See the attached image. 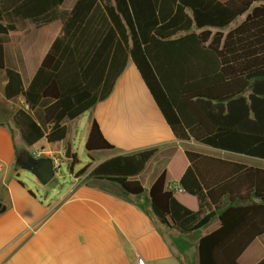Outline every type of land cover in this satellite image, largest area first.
I'll list each match as a JSON object with an SVG mask.
<instances>
[{
  "label": "trees",
  "instance_id": "trees-1",
  "mask_svg": "<svg viewBox=\"0 0 264 264\" xmlns=\"http://www.w3.org/2000/svg\"><path fill=\"white\" fill-rule=\"evenodd\" d=\"M64 1L0 0V35L17 30L7 19L63 24L28 88L6 67L0 38L6 96L22 95L28 105L16 115L28 146L43 137L65 141L67 123L108 98L131 60L178 139L264 160V0H77L62 11ZM39 107L43 124L31 115ZM85 147L91 162L83 171L94 154L115 149L96 119ZM158 150L113 156L89 177L140 195L145 188L136 177ZM184 155L190 165L178 182L168 184L164 172L150 187L152 211L182 234L218 218L219 227L199 239V264H238L264 234V168ZM67 161L73 167L78 158ZM177 188L195 197L198 209L182 203Z\"/></svg>",
  "mask_w": 264,
  "mask_h": 264
},
{
  "label": "crops",
  "instance_id": "crops-1",
  "mask_svg": "<svg viewBox=\"0 0 264 264\" xmlns=\"http://www.w3.org/2000/svg\"><path fill=\"white\" fill-rule=\"evenodd\" d=\"M76 1L64 8L65 0L60 10L70 11ZM7 22L15 24L17 30L0 35L5 40V64L20 72L28 88L63 24L60 19L46 24L29 19ZM7 82L6 71L0 68V202L6 206L0 213V264H135L139 256L149 264H186L182 254L198 252L200 237L218 228L220 222L215 218L199 231L182 234L155 217L150 187L164 172L168 184L178 182L190 165L184 155L187 150L258 166L222 152L242 154L193 139H178L131 60L110 96L68 122V137L60 142L43 137L31 146L26 144L16 115L20 109L27 111L28 105L22 95L14 99L6 96ZM87 113L88 132L96 119L105 137L115 145L113 151L98 152L101 157L91 168L116 155L159 148L136 177L144 193L128 194L115 182L90 178V171L73 175L69 184L58 180L42 184L25 169L26 160L37 158L34 152L38 150L44 152L42 156L63 157V145H73L74 127ZM31 115L43 124V107L31 111ZM176 194L182 203L198 209L195 197L181 188ZM200 232L199 238L190 240ZM263 258L264 234L248 246L238 264H257Z\"/></svg>",
  "mask_w": 264,
  "mask_h": 264
},
{
  "label": "rangeland",
  "instance_id": "rangeland-1",
  "mask_svg": "<svg viewBox=\"0 0 264 264\" xmlns=\"http://www.w3.org/2000/svg\"><path fill=\"white\" fill-rule=\"evenodd\" d=\"M74 0H66L63 7L69 8ZM244 17H242L243 19ZM240 19V20H242ZM90 113V112H89ZM89 113L87 115L83 116L80 120V122L75 126L74 128V141H73V148L74 153L76 154L78 158V162L74 164L73 167L69 165V162H67L68 159L64 156V159L62 157V166L58 172V176L54 177L52 180H58L60 183L63 184H69L70 181L73 179V175H85L91 170V167L87 171H83V169L91 162V159L88 156V152L86 150V140L88 136V128H87V118ZM67 143L63 145L64 151L66 150ZM225 155H234L235 157H240V160H250L251 163L258 166L264 167V160L253 158L249 156L244 155H238V154H230L227 152H222ZM65 155V154H64ZM101 157V153L94 154V163H96V160ZM51 180V181H52ZM214 223V222H213ZM213 223L211 226H213ZM201 235L200 233H195L193 238L190 240H196ZM183 260L186 264H199L198 261V252L194 251L192 253H184L182 254Z\"/></svg>",
  "mask_w": 264,
  "mask_h": 264
},
{
  "label": "water",
  "instance_id": "water-1",
  "mask_svg": "<svg viewBox=\"0 0 264 264\" xmlns=\"http://www.w3.org/2000/svg\"><path fill=\"white\" fill-rule=\"evenodd\" d=\"M66 159L73 158V145L67 143L65 150ZM25 169L30 171L42 184H47L55 177L54 159L52 157H37L31 156L25 162ZM6 210V206L0 202V213Z\"/></svg>",
  "mask_w": 264,
  "mask_h": 264
},
{
  "label": "built area",
  "instance_id": "built-area-1",
  "mask_svg": "<svg viewBox=\"0 0 264 264\" xmlns=\"http://www.w3.org/2000/svg\"><path fill=\"white\" fill-rule=\"evenodd\" d=\"M44 152L41 151V150H38L36 152H34V155L37 156V157H41L42 154ZM65 151L63 150V157L65 156ZM53 159H54V162H56V166H55V170L56 172H59L60 168H61V162H62V157H54V156H51ZM135 264H149L147 259L143 256H139L135 262Z\"/></svg>",
  "mask_w": 264,
  "mask_h": 264
}]
</instances>
